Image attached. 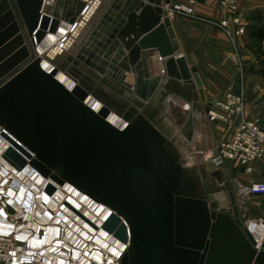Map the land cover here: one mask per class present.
Listing matches in <instances>:
<instances>
[{
	"label": "water",
	"instance_id": "95a60500",
	"mask_svg": "<svg viewBox=\"0 0 264 264\" xmlns=\"http://www.w3.org/2000/svg\"><path fill=\"white\" fill-rule=\"evenodd\" d=\"M170 1L0 0L4 158L108 207L103 227L127 244L119 264H264V243L256 247L237 206H222L219 189L183 164L173 142L170 102L190 103L180 128L187 135L205 97L197 69L179 52L164 8ZM61 22L73 26L63 45L37 54ZM71 69L94 84L68 89L56 73ZM98 84L136 109L94 110L86 99H105ZM112 109L123 129L108 120Z\"/></svg>",
	"mask_w": 264,
	"mask_h": 264
},
{
	"label": "built area",
	"instance_id": "2783aa9c",
	"mask_svg": "<svg viewBox=\"0 0 264 264\" xmlns=\"http://www.w3.org/2000/svg\"><path fill=\"white\" fill-rule=\"evenodd\" d=\"M199 1H216L226 12L210 22L234 45L236 36L245 30L239 0H183L165 3L164 8L171 20L176 15L196 18L194 5ZM207 117L229 127L227 137L217 144L213 162L236 165L251 173L254 162L264 156V128L246 116L243 91H227L214 100ZM116 126L123 129L126 122L120 120ZM2 130L0 127V264H119L127 244L103 227L111 210L92 217L75 212H71L72 217H63L37 203L29 181L19 179L23 172L36 170L28 163L18 169L4 158L10 143L1 135ZM253 194H264V180L249 184L238 181L237 195L242 203ZM243 222L248 229L251 223L264 227L262 218ZM256 247L261 248L257 240Z\"/></svg>",
	"mask_w": 264,
	"mask_h": 264
},
{
	"label": "crops",
	"instance_id": "0c3cea01",
	"mask_svg": "<svg viewBox=\"0 0 264 264\" xmlns=\"http://www.w3.org/2000/svg\"><path fill=\"white\" fill-rule=\"evenodd\" d=\"M176 1L183 0L170 2ZM194 12L196 18L176 15L172 27L179 52L188 66L197 69L205 97L203 104L210 106L227 91H243L246 116L264 128V40L252 37L254 30L264 26V0H239L245 30L236 36L234 45L221 28L210 22L226 15L218 2L199 1ZM233 167V173L245 184L264 180V156L254 162L251 173ZM250 201L249 206H244V214L264 219V194H253Z\"/></svg>",
	"mask_w": 264,
	"mask_h": 264
},
{
	"label": "bare ground",
	"instance_id": "6f19581e",
	"mask_svg": "<svg viewBox=\"0 0 264 264\" xmlns=\"http://www.w3.org/2000/svg\"><path fill=\"white\" fill-rule=\"evenodd\" d=\"M72 28L73 26L71 24H68L66 22H61L58 27V30L55 33L47 32L44 39L36 45L37 54L42 55L45 52H47L50 48H52L53 46H62L64 43L65 37L68 34H70ZM179 64H180V67L183 69L184 62L180 61ZM42 66L44 67L46 71H49L51 69V65L46 60L42 62ZM56 78L70 90L77 83L84 84L85 86L93 85V83L90 80L83 77L77 71L72 70V69L71 71H69V73L59 70L56 73ZM94 88H97V87H94ZM115 101L113 99L107 100L106 97L105 99L94 98L92 95H90L86 99V103L89 104L91 107H93V109L96 111H98L105 104L108 105L112 103L113 104L117 103L121 105V103H123L120 100L117 102ZM172 104L182 107L184 110L187 111V113L189 110H191V105L188 102L172 100L170 102V105ZM201 113H196L194 115L195 117L194 123H197V126L199 123H201ZM187 115L183 117L177 113L170 114L169 111L166 113V116L170 120L171 123L172 121L170 118H172L176 123H179V122H184L185 119L187 118ZM108 120L114 125H117L120 120H123V123L126 122V120L122 119V116L114 109L110 111L108 115ZM198 129L199 128H197V130ZM182 138H184V135L180 131V128L175 129V133L173 136V142L179 149H180L179 143ZM19 179H21L20 181L24 183L29 181L30 189H32V191L34 192V196L36 198L37 203L42 204L48 210H52L58 213L60 212V214L63 217H72L71 212L77 213L76 215H79L80 213L83 215L84 213L86 214V216L92 217L95 214L105 213L109 209L103 204H100L92 200V198L80 192L73 185L69 183H64L60 185L52 181L49 178L43 177L37 171L35 172L32 170V172H27V173L23 172V174L19 177ZM49 184H52L53 186L52 193L47 192V187ZM215 194H216V197L219 199V201L223 202V195L218 196L219 194H221V191H217ZM249 230L254 236V238L258 242H260L261 247H262V244L264 243V227L251 223V225H249Z\"/></svg>",
	"mask_w": 264,
	"mask_h": 264
},
{
	"label": "rangeland",
	"instance_id": "374dc122",
	"mask_svg": "<svg viewBox=\"0 0 264 264\" xmlns=\"http://www.w3.org/2000/svg\"><path fill=\"white\" fill-rule=\"evenodd\" d=\"M82 76L87 78L84 75ZM90 81L94 84L92 80ZM96 87L97 88L94 90L97 94H99V96L106 97L107 99H113L114 101L116 100L115 98H112L113 94H111L109 88L100 86L99 84ZM93 97L96 98L95 96ZM115 105L118 109L127 111L128 113H131L136 109L135 106H130V110H128L126 106L122 105V103L120 106H118L119 104L117 103H115ZM202 107L201 123H199L198 126L197 123H194L188 134H183L184 138L180 140L179 144L180 151L183 153V164L186 166L198 167L202 172L204 179L211 186L221 191V194L218 196L223 195V202H220L222 206H230L234 202L243 220L253 219L248 218L244 214V206H249L251 201L248 199L242 203L241 199L237 195V183L239 179L236 176L237 173H233V165L229 163L217 165L213 162V156L215 154L217 144L227 137L229 127L222 122L210 121L206 112V109L209 106L202 103ZM168 111L170 114L177 113L183 117L187 115L186 110L173 104L169 105ZM170 119L172 123H174L176 129H179L180 126H182L181 124H183L182 122L176 123L172 118ZM197 128L199 129L197 130Z\"/></svg>",
	"mask_w": 264,
	"mask_h": 264
},
{
	"label": "trees",
	"instance_id": "16d2710c",
	"mask_svg": "<svg viewBox=\"0 0 264 264\" xmlns=\"http://www.w3.org/2000/svg\"><path fill=\"white\" fill-rule=\"evenodd\" d=\"M252 37L256 40H264V26H261L252 32Z\"/></svg>",
	"mask_w": 264,
	"mask_h": 264
}]
</instances>
